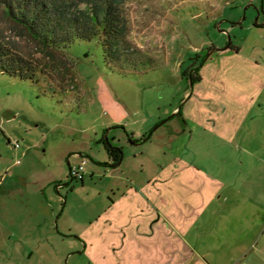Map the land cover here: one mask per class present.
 <instances>
[{
	"label": "rangeland",
	"instance_id": "374dc122",
	"mask_svg": "<svg viewBox=\"0 0 264 264\" xmlns=\"http://www.w3.org/2000/svg\"><path fill=\"white\" fill-rule=\"evenodd\" d=\"M263 9L264 0H126L128 41L142 55L123 67L109 64L98 39L72 44L53 64L0 15L3 36L25 57L50 66L38 82L0 73V264H90L83 245L68 235L125 190L126 172L145 177L152 154L159 169L190 156V133L196 132L195 141L204 137L174 112L192 92L183 73L230 42L251 46L264 38V29L255 26L264 24ZM133 130L153 136L130 144L126 131ZM103 138L122 147L119 170L105 165L110 160ZM234 147L240 151L239 141ZM82 161L84 182L71 181L70 168ZM48 194H55L54 203ZM29 199L30 210L18 211ZM14 218L28 223L31 241L16 236Z\"/></svg>",
	"mask_w": 264,
	"mask_h": 264
},
{
	"label": "crops",
	"instance_id": "0c3cea01",
	"mask_svg": "<svg viewBox=\"0 0 264 264\" xmlns=\"http://www.w3.org/2000/svg\"><path fill=\"white\" fill-rule=\"evenodd\" d=\"M255 26L264 29L260 21ZM199 75L181 116L204 139L190 133V156L160 169L152 154L145 177L126 172L125 190L96 219L78 224L68 236L90 264H264V38L218 50ZM148 134L126 131V138L142 144ZM47 197L54 203L55 194ZM30 199L18 211L28 212ZM11 223L20 241H31L28 223Z\"/></svg>",
	"mask_w": 264,
	"mask_h": 264
},
{
	"label": "trees",
	"instance_id": "16d2710c",
	"mask_svg": "<svg viewBox=\"0 0 264 264\" xmlns=\"http://www.w3.org/2000/svg\"><path fill=\"white\" fill-rule=\"evenodd\" d=\"M125 3L126 0H0V15L19 30L20 36H28L39 45L53 64L58 63L57 56L72 44L98 39L109 64L123 67L132 65L133 59L142 55L128 41L130 27ZM229 48L232 49V44ZM203 65L204 62L190 73H183L192 83L191 88L201 81L199 72ZM49 67L25 57L0 30V73L38 82L42 76L49 75ZM177 115H182L181 109ZM102 142L110 159L105 165L119 167L124 159L122 147L105 138Z\"/></svg>",
	"mask_w": 264,
	"mask_h": 264
},
{
	"label": "built area",
	"instance_id": "2783aa9c",
	"mask_svg": "<svg viewBox=\"0 0 264 264\" xmlns=\"http://www.w3.org/2000/svg\"><path fill=\"white\" fill-rule=\"evenodd\" d=\"M16 147H19L18 144ZM70 179L72 181H83L85 178V161H82L78 166L70 168ZM62 185H59L61 187Z\"/></svg>",
	"mask_w": 264,
	"mask_h": 264
},
{
	"label": "water",
	"instance_id": "95a60500",
	"mask_svg": "<svg viewBox=\"0 0 264 264\" xmlns=\"http://www.w3.org/2000/svg\"><path fill=\"white\" fill-rule=\"evenodd\" d=\"M230 44H231V42L229 43V45H228L226 48H224V49H222V50H226V49H228L229 46H230ZM190 84H191V86H192V83H190ZM179 110H180V109H179ZM179 110H178V111H179ZM177 114H178V112H176L175 115H177ZM163 123H165V122H163ZM163 123H161V124H163ZM157 128H158V127H157ZM157 128H156V129H157ZM146 140H147V138L144 139V141H146ZM71 181H72V180H71Z\"/></svg>",
	"mask_w": 264,
	"mask_h": 264
},
{
	"label": "flooded vegetation",
	"instance_id": "af4514ba",
	"mask_svg": "<svg viewBox=\"0 0 264 264\" xmlns=\"http://www.w3.org/2000/svg\"><path fill=\"white\" fill-rule=\"evenodd\" d=\"M116 128H120V126H117Z\"/></svg>",
	"mask_w": 264,
	"mask_h": 264
}]
</instances>
